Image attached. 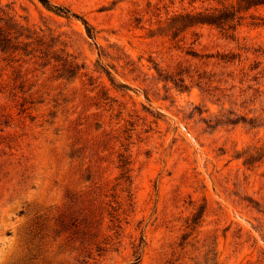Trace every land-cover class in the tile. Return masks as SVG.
I'll return each instance as SVG.
<instances>
[{
    "label": "rangeland",
    "instance_id": "obj_1",
    "mask_svg": "<svg viewBox=\"0 0 264 264\" xmlns=\"http://www.w3.org/2000/svg\"><path fill=\"white\" fill-rule=\"evenodd\" d=\"M49 2L95 38L0 0V264H264V6Z\"/></svg>",
    "mask_w": 264,
    "mask_h": 264
},
{
    "label": "trees",
    "instance_id": "obj_2",
    "mask_svg": "<svg viewBox=\"0 0 264 264\" xmlns=\"http://www.w3.org/2000/svg\"><path fill=\"white\" fill-rule=\"evenodd\" d=\"M41 6H43L46 10L59 15V16H63L65 18H75L77 20H79L81 22V24L83 25L84 31L86 36L90 39V40H94L95 38V34L93 31V28L82 18H80L79 16H77L76 14L70 13L68 9L61 7V6H56V5H52L50 4L49 0H37ZM244 5L243 7L240 5ZM257 6H264V0H238V2H236L235 6L230 5L228 7H224L222 10H216V8L207 10L204 9L203 11H199L193 15H186V20H188V25L187 27H191L193 25H209V26H214L216 28H219L221 30H229V29H233L234 26L236 24H233V21L236 18H240V17H236V14L239 13L241 10H248L250 7H257ZM7 43H9V38H7L6 36H3L0 34V48L1 50H5V49H13L14 51L16 50V48L14 46H7ZM233 58V57H232ZM67 64V63H66ZM68 69L70 68V70L73 71V73L71 72L72 76L76 73L74 72L75 70H77L76 66L68 63L67 64ZM107 76H109L108 72H105ZM64 74H59L57 77L61 78V76H63ZM111 81V80H110ZM180 82H182V80H179ZM180 87V84L178 85ZM120 87H123L125 89H127L126 86L121 85ZM126 151V150H125ZM118 168L122 171V176H124L127 173V169L125 168V165H127L129 163L128 161V156L124 155V154H119V159H118ZM196 219V217H193V220L191 221V224H193V226H191V230L195 227L196 222H194V220ZM133 255H134V259H133V264L138 262L139 259V248L138 246H136L133 250Z\"/></svg>",
    "mask_w": 264,
    "mask_h": 264
}]
</instances>
